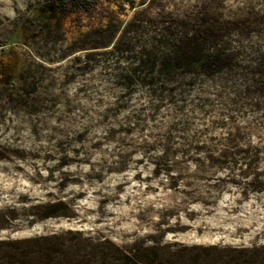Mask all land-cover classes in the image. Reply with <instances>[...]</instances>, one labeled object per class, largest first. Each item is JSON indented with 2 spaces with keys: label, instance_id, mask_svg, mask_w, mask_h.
Instances as JSON below:
<instances>
[{
  "label": "rangeland",
  "instance_id": "rangeland-1",
  "mask_svg": "<svg viewBox=\"0 0 264 264\" xmlns=\"http://www.w3.org/2000/svg\"><path fill=\"white\" fill-rule=\"evenodd\" d=\"M81 3L0 0V240L61 244L50 264H264V100L124 88L135 62L111 54L132 21L136 53L177 16L237 24L243 91L264 0Z\"/></svg>",
  "mask_w": 264,
  "mask_h": 264
},
{
  "label": "trees",
  "instance_id": "trees-1",
  "mask_svg": "<svg viewBox=\"0 0 264 264\" xmlns=\"http://www.w3.org/2000/svg\"><path fill=\"white\" fill-rule=\"evenodd\" d=\"M72 1L75 8H80L81 2L85 0ZM138 24L137 21L130 23L111 52L117 55L126 52L129 56L127 60L135 62L128 75L122 79L124 88L137 83L140 87L150 89L153 94L171 98L183 93L185 87L193 88L201 81L219 79L237 99L248 100L257 95L264 100V71H261L264 64H261V59L253 61L256 67L246 68L245 90L229 86V79L234 80L235 74L243 70L238 62L240 47H234L236 42L241 43L240 39H243L237 24L222 23L221 20L198 15L177 16L173 25H161L156 38L147 39L144 45L139 42L136 53L128 36L135 32H146ZM169 86L173 90H168ZM62 254V245L48 238L0 240V264H50Z\"/></svg>",
  "mask_w": 264,
  "mask_h": 264
},
{
  "label": "bare ground",
  "instance_id": "bare-ground-1",
  "mask_svg": "<svg viewBox=\"0 0 264 264\" xmlns=\"http://www.w3.org/2000/svg\"><path fill=\"white\" fill-rule=\"evenodd\" d=\"M1 20H2V19H1ZM1 20H0V21H1ZM17 168H18V167H17ZM176 227H177V226H176Z\"/></svg>",
  "mask_w": 264,
  "mask_h": 264
}]
</instances>
